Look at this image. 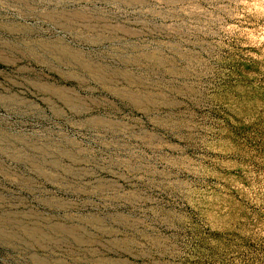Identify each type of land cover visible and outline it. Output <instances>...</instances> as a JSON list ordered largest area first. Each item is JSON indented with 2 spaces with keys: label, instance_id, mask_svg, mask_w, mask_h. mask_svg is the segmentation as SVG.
Instances as JSON below:
<instances>
[{
  "label": "rangeland",
  "instance_id": "obj_1",
  "mask_svg": "<svg viewBox=\"0 0 264 264\" xmlns=\"http://www.w3.org/2000/svg\"><path fill=\"white\" fill-rule=\"evenodd\" d=\"M0 264H264V0H0Z\"/></svg>",
  "mask_w": 264,
  "mask_h": 264
}]
</instances>
